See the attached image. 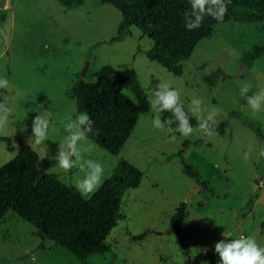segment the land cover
<instances>
[{
  "label": "rangeland",
  "instance_id": "obj_1",
  "mask_svg": "<svg viewBox=\"0 0 264 264\" xmlns=\"http://www.w3.org/2000/svg\"><path fill=\"white\" fill-rule=\"evenodd\" d=\"M2 6L7 19L0 23V78L7 77L10 87L0 90V100L6 96L12 112L0 136L15 149L7 151L0 141V165L14 157L17 146L28 145L38 155L39 169L76 190L84 173L79 167L64 173L51 157L67 135L64 122L78 114L70 93L76 75L86 65L82 79L93 83L94 73L110 65L125 77L122 92L137 105L138 119L117 154L97 147L83 156L103 164L104 180L121 160L140 170L142 178L121 199V219L106 237L108 252L81 263L8 212L0 221V264H210L211 259L220 264L214 245L225 239L222 233L232 239L252 236L264 247V139L250 126L258 125L264 136V110L253 115L240 94L244 82L252 84L250 95L264 89V54L251 67L242 64L245 52L264 44V22L218 23L187 60L166 70L145 57L152 42L134 26L123 40L108 42L117 33L120 14L107 3L83 0L69 12L57 0H2ZM161 83L180 91L196 121L192 98L203 101L205 116L218 109V124H211L217 134L207 136L198 122L186 138L154 129L152 92ZM44 110L54 115L46 146H38L31 124ZM181 158L196 177L183 172ZM180 203L186 206L180 233H168ZM145 231L142 239H131ZM205 248L206 254L195 255V249Z\"/></svg>",
  "mask_w": 264,
  "mask_h": 264
},
{
  "label": "trees",
  "instance_id": "obj_2",
  "mask_svg": "<svg viewBox=\"0 0 264 264\" xmlns=\"http://www.w3.org/2000/svg\"><path fill=\"white\" fill-rule=\"evenodd\" d=\"M98 1L111 5L120 14L117 33L108 42L123 40L134 26L152 42L145 57L166 70H173L177 63L187 60L196 44L209 37L218 23L230 20L264 22V0H231L223 22L206 17L195 30H187L183 19V13L190 7L188 0ZM57 2L64 12H69L81 6L83 0ZM6 12L0 0V23L6 21ZM263 54L264 44L254 45L243 54L242 64L251 67ZM94 77L95 81L88 83L77 74L70 89L71 97L77 112H86L94 122L97 134L90 139L99 148L115 155L136 124L138 107L122 92L126 79L112 66H102ZM241 103L246 105V98L241 99ZM185 111L188 112L186 108ZM188 115L195 126L196 119L189 112ZM162 118H172L171 113H164ZM250 126L263 140L260 127ZM0 141L5 143L7 151L15 149L8 137L0 136ZM37 161L38 155L31 147L19 145L14 157L0 165V221L8 212L15 213L34 228L37 237L50 240L52 245L65 249L81 263L92 255L108 252L110 247L106 237L121 219V199L127 190L139 186L141 171L121 160L99 189L90 198H84L73 187L61 183L56 174L39 169ZM180 161L183 172L196 177L182 158ZM185 208V203H180L169 218L168 233H180ZM260 225L264 226V220ZM145 234L146 231L131 236V239H142ZM39 248L44 249L42 245ZM188 260L187 256L186 263Z\"/></svg>",
  "mask_w": 264,
  "mask_h": 264
},
{
  "label": "clouds",
  "instance_id": "obj_3",
  "mask_svg": "<svg viewBox=\"0 0 264 264\" xmlns=\"http://www.w3.org/2000/svg\"><path fill=\"white\" fill-rule=\"evenodd\" d=\"M188 2L190 7L189 10L183 13V19L187 30H195L201 27L206 17H211L217 22H223L228 13V4L231 3V0H188ZM9 87L10 82L7 77L0 78V90ZM251 88V82H244L240 94L246 98L247 107L255 115L264 110V89L249 96L247 94ZM152 95L153 99L150 107L156 113L152 120L154 129L167 131L168 133H179L185 138L190 136L194 128L188 112L185 111L180 91L167 83H161L156 86ZM136 103L138 102L136 101ZM202 105L203 101L194 97L190 102V111L196 116L201 132L207 136L215 135L217 133L212 129L211 124H218L214 119L218 109L209 110L205 116L203 115L205 109ZM11 112L12 109L9 107L5 96L0 100V127L7 125ZM166 112L171 113L172 118H162ZM53 115L52 112L44 110L34 116L31 124V138L35 145H45ZM173 124H175V127H172ZM64 127L67 135L64 138L63 145L58 146V152L51 159L56 162L59 169L64 173L79 167L84 175L76 182V190L82 196L90 198L103 184L105 171L100 161L85 159L83 156V153H91L98 147L90 139L91 136L97 134L94 131V122L86 112H79L75 119L69 117L64 122ZM171 139L175 140L176 136L172 135ZM245 156L247 157V153H245ZM222 236L225 239H221L214 245V251L219 256L220 264H264V247L260 246L254 237L240 236L232 239L231 233L227 235L222 233ZM195 250V255L199 253L206 254L208 251L206 248ZM201 264H208V262L202 261Z\"/></svg>",
  "mask_w": 264,
  "mask_h": 264
},
{
  "label": "water",
  "instance_id": "obj_4",
  "mask_svg": "<svg viewBox=\"0 0 264 264\" xmlns=\"http://www.w3.org/2000/svg\"><path fill=\"white\" fill-rule=\"evenodd\" d=\"M85 71H86V65H85V67L83 68V71L80 73V76H83L84 73H85ZM255 182H256V180H255Z\"/></svg>",
  "mask_w": 264,
  "mask_h": 264
}]
</instances>
